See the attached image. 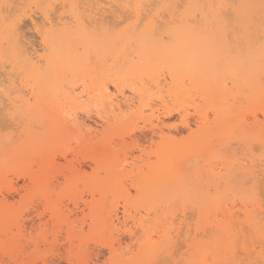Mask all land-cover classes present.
I'll list each match as a JSON object with an SVG mask.
<instances>
[{
  "label": "rangeland",
  "instance_id": "rangeland-1",
  "mask_svg": "<svg viewBox=\"0 0 264 264\" xmlns=\"http://www.w3.org/2000/svg\"><path fill=\"white\" fill-rule=\"evenodd\" d=\"M87 1L89 0H0V27L3 28L0 30V45L3 48L0 47V80L5 78L7 85L13 80L19 83L16 84L18 88L21 85L20 88L25 91L32 90L33 82L24 77L19 68L15 67L18 66L15 62L7 67L3 63L4 49L12 53L5 26L8 15L15 17L17 13L25 14L26 18L19 24V34L27 46L30 43L29 47L39 53L42 51V39L37 29L41 27L43 9L37 10L31 7L33 5H55L56 8L50 10L52 17L54 20L60 18L61 22L68 21L73 14L93 16L99 9L102 10L100 14L104 10L109 17H116L115 22L121 19L124 21L131 15V8L124 7L130 0H98L97 3L96 0L93 3L91 0L90 3ZM159 1L154 0L155 4L144 2L142 14L149 13L150 8L154 12L155 9L158 11L160 8L155 5ZM226 1L228 4L235 0ZM77 3L79 12L73 9ZM34 13L35 22L27 19V16ZM159 14L163 22L169 21L163 18L167 16L164 12L159 11ZM117 23V29L125 25ZM95 34L101 36L99 32ZM227 40H230L229 36ZM79 51L82 52L83 49ZM91 54H87V65L98 67L96 62L93 63L95 56L93 58ZM9 55L15 61V56ZM105 64L109 67L105 66V73L97 86L88 75L85 78L73 77L74 81L70 73L65 74L67 79L70 78H65L61 84V102L58 101L61 104L57 105L55 100L53 102L47 99L42 106L45 108L43 113H34L21 107L23 101L19 98L24 93L23 89L15 88L14 92L13 87H9L7 90L13 92L10 97L0 91V96H4L0 100L5 107L3 109L0 101V264H14L17 260L29 261L30 264H93L97 260L101 264L104 261L114 264L111 245L117 249L119 243L121 249L117 253L127 259L132 255L137 257L142 246L167 237L169 242L163 243L162 249L154 254L151 261L143 260L142 264H157L166 260H171L172 264H187L198 253L197 245L210 246L209 240L212 237L209 236L218 235H214L216 227L224 223H230L233 236L240 235L241 248L247 241L248 248L247 252L242 253L243 257L262 259L259 228L254 230L249 226L245 216L246 210L258 207L264 213V184L261 183L259 170L252 168V159L244 158L249 151L258 153L260 150V137L264 135V100L249 98L251 91L245 85L243 77L224 76L225 95L228 97L225 96V99L234 109L232 117H235L233 125L226 128L217 125V115L212 108V118H208L210 107L187 78L180 80L181 89L185 88L187 96L176 100L172 92L173 82L166 70L157 71L155 79L153 76L139 78L118 75L116 68L110 67L111 60ZM9 76V81H6ZM4 81L0 82V86L3 83L1 89H5ZM118 83L119 90L127 93L126 96L129 94L130 97L133 91L139 94V98H136L138 102L134 99L133 109L121 110L124 113L114 107L115 101L118 98L120 100L114 87ZM102 87L108 89L113 98L118 97L114 98L113 104L107 99L109 95L104 94L105 89ZM18 90L22 92L17 93ZM29 91L24 95H28ZM5 100L18 107L11 104L12 107ZM32 102L35 103L34 100ZM73 102L74 105L79 103L78 106L75 107ZM81 108L86 111H81ZM24 112L26 115L29 113L28 117H25ZM181 112L183 116L180 115ZM203 116L207 117V127L213 129V137L205 145L194 146L196 138L200 140L204 137L202 132L206 124ZM150 119L156 124L155 129L150 126ZM188 121L190 123L186 127ZM163 137L171 138L174 144L188 146L185 156L177 165L186 174L183 186L164 197L157 194L156 173L154 174L159 166L157 148ZM221 154L238 157L237 171L254 176L252 183H227L222 189H218L217 185L223 183L219 174L222 170L227 173L228 168L221 169L211 165L217 162ZM193 184L199 185L201 191L192 192ZM130 192L133 195H129ZM216 198L222 199L223 211L211 212L208 223H203L200 205H213ZM109 221L110 224L112 221L111 227ZM183 231L191 233L185 236ZM113 235L114 239L111 238ZM202 235L204 236L201 237ZM207 235L210 239L206 238ZM192 249L193 252L190 251ZM174 253L177 255L174 256ZM211 253L213 254L206 249L203 256L207 257Z\"/></svg>",
  "mask_w": 264,
  "mask_h": 264
},
{
  "label": "bare ground",
  "instance_id": "bare-ground-1",
  "mask_svg": "<svg viewBox=\"0 0 264 264\" xmlns=\"http://www.w3.org/2000/svg\"><path fill=\"white\" fill-rule=\"evenodd\" d=\"M77 1H80V0H77ZM81 2H78V3L81 4ZM87 2L90 3V0ZM91 2L93 3V0H91ZM97 2L98 0H96V3ZM130 2L132 4H130ZM130 2H127V3L130 4L129 7L131 8V11L130 10L129 11L131 15H129V17L126 16L127 18L125 17L126 19L124 21H121L123 19L116 21V22H119L120 24L125 23V25L123 24L124 26L120 27V29H117L119 25L118 23L116 24V22L114 21L116 17L114 16L109 17L110 15L109 16L106 15L104 13L106 11L104 10L100 14L99 12L102 11L101 9H99L98 13H96L97 12L96 11L95 15L93 16L84 15V14L83 15L73 14L71 18H69L70 21L68 19V21L66 22H61V19L58 17H57L58 20L56 19L54 20L52 17L53 22L51 24H48L46 27H45L44 16L42 15L43 16L41 18L42 23H41V27H39V29H42V31L37 30L42 39L41 53H39V51L35 50L34 48L29 47L30 46L29 42L27 46L25 44L26 41L24 42V53L25 54L23 55L19 53H13V52L11 53L7 49L9 51V54H11L12 56H15V61L11 59L12 64L13 62H15L18 65L15 67L19 68L20 72L24 74V77L27 80L33 82V84L31 83L32 90L31 91H29L30 89L27 90L29 91L28 95H24L27 93V91H25L23 88H20L21 85L18 88V85L16 84H19V83L17 82L15 83L13 80L9 81L10 76L8 80H6V81H9L8 84L11 83V85H13L11 86L13 87L12 91H14L15 88L23 89L24 91L23 95L21 96V94L20 95L18 94L19 96H21L20 98L17 96L20 100L23 101L22 103L23 106L21 105V107H23L27 111H31L34 113L35 112L41 113L43 110H45V108H42V106L45 105V102L47 99L48 100L51 99L53 100V102L55 100L56 102L55 104L57 105L61 104L60 103L61 101L59 99L60 98L59 95H62L60 93L63 88V86L61 87V84L65 78L66 80L70 78L69 77L67 79V77L65 76V74L67 73H70L72 75L71 78L73 77L74 78L75 77L85 78L88 75L89 77H91L92 83L96 84L95 86H97L99 79L102 77V74L105 73V66L108 65L105 63H107L108 60H111L112 64L110 67L116 68V72L118 73V75L123 74V76H137L139 78L140 77L142 78V76H145V77L153 76L154 77L157 71L161 69L166 70L168 72L169 78L173 82L174 88L172 92L174 96L177 98L176 100L187 96V91L184 90L185 88L181 89V85H180L181 78H187L191 82L190 85H192L194 88H196L201 93V96L205 99L206 105H208L210 108L214 110L215 114L217 115L216 116L217 125H220L226 128L227 127L229 128L230 126H232L233 122L235 121L234 120L235 117L234 118L232 117L234 113L233 111L234 109L231 108V105H228L225 99L226 90L224 89V84H223L224 76L226 75H230L231 77L232 76L241 77V76L234 75L233 71L231 70V67H232L231 59L232 58L229 56L222 57V53L229 43V41L227 40V36H223L222 39H220L218 44L213 43L216 35L220 33L221 31L218 21L216 22L215 25L213 24V20L216 19V14H217L218 9H213V8L185 9L184 7L185 5H197V4L205 5V6L219 5V4H226L227 1L226 0H160L158 3H156L157 6L159 4V5H171L172 7L171 8H168V7L160 8L158 11H156L155 9V12L149 7L150 9H148V11L150 10V12L146 14L143 13L144 15L142 14V9H137L135 6L137 4L144 5L143 4L144 2L145 3L150 2V0H130ZM151 2L155 4L154 0ZM234 2L240 3V2H246V0H235ZM74 3H76V1ZM93 5H96V4H93ZM146 6H145V9H146ZM157 6L155 5V7ZM155 7L153 6V8ZM159 11L164 12L167 16L163 17L162 15V17L167 18L169 21L163 22L161 20L162 18H161V15L159 14ZM83 13H86V11ZM92 13L94 14V12ZM104 14L107 17L104 16ZM226 14L228 16L232 15V13H226ZM197 16H199V19L197 18ZM77 17H79V19H77ZM195 25H200V27L196 28L194 27ZM1 28L2 26L0 27V30ZM91 32L92 34H90ZM96 32H99L101 36L99 37L98 34L96 35L95 34ZM4 48H8V47L4 46ZM81 48L83 49L84 52L79 51V49L82 50ZM3 52L5 54V49ZM89 52L93 54V58L95 56L94 58L95 61H93V63L96 62L98 64V67H89L87 65L86 62H87V59H89L87 58V54H89ZM92 54L90 56H92ZM91 58L92 57H90V59ZM88 61H92V60H88ZM225 65H227V67H225ZM106 67L108 68L109 65ZM173 67L177 69L175 72V75L170 70ZM260 75H261L260 64H259V58L257 56L255 63L251 67V70L246 75L243 76L246 82L245 85H247L251 91L249 94L250 99L259 98L260 100L262 99L264 100V87H262V84L260 82L261 81ZM14 76L15 74H13V77ZM74 78L73 80L76 81ZM4 80L5 78H3V81ZM3 81L0 80V82H3ZM151 82L153 83V81ZM5 84L7 85V83L4 81V86ZM70 84L72 83L70 82ZM2 85L3 83L1 84V86ZM1 86H0V91H2L3 89V87L1 89ZM114 87L117 91V85H115ZM102 88L103 90L105 89L104 94H106L107 96L109 95L108 98L107 97L105 98L109 99L111 101L110 103L113 104L114 98L117 99L118 97H120V100L119 98L117 100L115 99L117 102L115 101V106H114L117 108V110H120V111L123 109L132 110L134 107V103H135L134 99L136 100V98L139 95V94L137 95L138 92L133 91L131 93L132 95L128 97L129 94L128 96H126L127 93L125 94L123 91L119 90V94L117 93V95L119 96L113 98V94L110 95L108 93L109 91H107L108 89L104 87ZM12 91L9 90L11 94L13 93ZM21 92L19 90L17 91V93H21ZM87 94H89V92ZM25 96L26 97L29 96V97L25 98ZM22 97H24L25 99ZM171 97L172 96H170V98ZM142 98L143 97H141V99ZM31 99L34 100L35 103H33ZM12 100H14V98H12ZM73 100H76V99H73ZM162 100H161V103L163 102ZM254 100H258V99H254ZM5 101H4V104H5ZM7 102L8 101H6V103ZM16 102H18L17 99H16ZM29 102L33 103L34 105H30ZM69 102H72V101L70 100ZM74 102L72 103L73 105H74ZM1 104L3 107V102ZM77 104H75L74 106L76 107ZM57 105L56 107L60 108V106H57ZM11 106L10 108H12L13 106H15L16 108L17 105H13L12 107ZM3 109H5V107H3ZM8 110L10 109L8 108ZM24 115L25 117L26 116L28 117L29 113L28 115H26V113ZM30 116H31V113H30ZM202 119H204L203 122L204 124H206L202 132L204 134V137L202 136L203 138L200 140H197L196 138L194 141V146H196L195 144L205 145L213 137L211 133L213 132L212 131L213 129L210 130V128L207 127V122L205 120L207 119V117L203 116ZM149 124H151L150 126H152L153 128L154 127L156 128V124L153 123V119L149 120ZM260 138L262 139V136ZM162 140L163 141L161 145H159L157 148L159 166L156 168L154 174L156 173L155 177L157 181V190H158L157 194L158 196L160 195L164 197L168 193L177 191L183 186L182 184L186 179V174H185L184 169L178 168L177 165H178V162H180V159L185 156V151L188 150V146L178 145L177 143L174 144V142H172V139L168 137H163ZM153 179H154V175H153ZM184 189L185 188H183V190ZM213 201L215 202V204L213 205H200V208L203 209L202 211L203 213L202 222L203 223H208V220L212 216L213 212H216L218 210L223 211V205L221 204L222 199L216 198ZM263 214L264 213L262 212L260 207H258L255 210H246V216H245L246 222L249 224V226H251L254 230H256L259 228L258 222L260 221L261 216ZM112 221H111V224H112ZM231 223L234 225L233 222ZM104 224L106 225V222H104ZM111 224L109 221L110 227H111ZM210 225H212V221ZM216 231L217 232H214V235L215 234H218V235L214 237L213 235L209 236L210 238L212 237V239L209 240L211 245L210 246L209 245L205 246L204 244L197 245L196 249L198 250L197 251L198 253L194 254L196 256L192 257L191 260L187 259V261L207 259V257L203 256L204 255L203 252L204 251L206 252V249L207 250L209 249L210 251H212L216 255L217 259H224L227 249L223 248L222 238H226L230 241L239 239L240 241V238H239L240 235L239 236L232 235V229H231L230 223L218 224V226L216 227ZM208 232L206 233L207 234L211 233V232L210 233ZM187 233H191V231ZM187 233H185V236ZM204 235H202L201 237H203ZM195 236H198V234ZM206 238H208V235ZM164 242L167 244L169 242V237H167L166 239L163 238L159 242H153L150 245L142 246L141 251H139V255H137V257L132 255L131 257L127 259H124L123 255L117 253L119 249H121V246H119V243L117 244L118 246L117 249H115L111 245V250H112L111 252L114 253L113 255L114 264H142L143 260L151 261L154 254H156L160 249H162V245ZM176 244L174 246H176ZM181 246L179 247L181 248ZM16 247H19V246H16ZM203 248L204 250H202ZM186 249L188 250L189 248L187 247ZM194 249L190 251L193 252ZM189 254L191 255V252ZM173 255L176 256L177 254L175 255L174 253Z\"/></svg>",
  "mask_w": 264,
  "mask_h": 264
},
{
  "label": "snow or ice",
  "instance_id": "snow-or-ice-1",
  "mask_svg": "<svg viewBox=\"0 0 264 264\" xmlns=\"http://www.w3.org/2000/svg\"><path fill=\"white\" fill-rule=\"evenodd\" d=\"M8 7V5H4ZM31 7L36 8L37 10L43 9L41 13L44 16L45 27L48 24L53 22L52 12L50 11L53 8H56L53 4H39L33 5ZM74 9L79 12V5H74ZM124 7H129L124 5ZM137 9H142L144 6L137 4L135 6ZM158 8L168 7L171 8V5H158ZM185 9L189 8H213L218 9L216 14V19L213 20V24L219 22L221 31L218 33L213 41L214 44H218L220 39L223 36H229L230 40L227 47L222 53L223 56L231 57V70L234 75L243 77L250 70L252 65L255 63L256 58H259L260 72H261V84L264 86V0H246V2L240 3H228V4H219V5H185ZM57 11L59 9H56ZM227 12L232 13L231 16L226 14ZM26 18L25 14L17 13L15 17L8 15L5 18V25L7 28L6 35H8L9 47L12 49L13 53H19L21 55L24 53V41L19 34V24ZM27 19L36 21L35 13L32 16H27ZM79 19V17H77ZM194 27L199 28L200 25H195ZM42 31V29H37ZM234 37V39H231ZM12 62L11 56L8 53V50H5V56L3 57V63L7 66ZM227 67V65H225ZM175 75L176 68L173 67L170 69ZM110 84L111 81H108ZM11 83L5 86V89L2 91L6 96L10 97L11 92L7 89L11 87ZM119 83L117 84V93L119 94ZM81 111H86V109L81 108ZM11 111V110H9ZM14 115V114H13ZM183 116V112L180 113ZM213 115L212 109L208 110V118L211 119ZM188 121L185 126L189 125ZM252 159V168L258 169L260 173L261 183L264 184V135H262L261 145L259 152L249 151L248 155L244 158ZM238 157L223 155L217 159V162L212 164L211 167H220L221 169L227 167L228 172L225 173L223 170L219 174V179L223 180V183L218 184L217 188L222 189L224 184L227 183H237L242 184H251L254 176H249L247 174H241L237 171V161ZM192 192H199L201 188L199 185L193 184L191 186ZM129 195H133L131 192ZM135 198V197H134ZM195 204V201H193ZM264 204V200H262ZM203 211V209H201ZM127 215V212H126ZM259 223V237L261 241V257L260 260H253L251 258H244L242 253L245 252L248 248L247 241L245 240L243 248H241L239 239L237 240H228L222 238L223 248L227 249L224 259H217L216 255L213 253L207 256V259L204 260H195L189 261L188 264H264V215L261 216ZM107 238V237H106ZM112 239L115 238L113 235ZM14 264H30L29 261H15ZM93 264H101L99 260L94 261ZM103 264H108V261H104ZM157 264H172L171 260H166L163 262H157Z\"/></svg>",
  "mask_w": 264,
  "mask_h": 264
}]
</instances>
